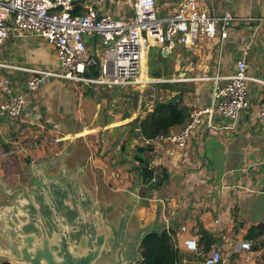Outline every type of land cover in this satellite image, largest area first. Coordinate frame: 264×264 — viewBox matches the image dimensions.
<instances>
[{
  "label": "crops",
  "instance_id": "0c3cea01",
  "mask_svg": "<svg viewBox=\"0 0 264 264\" xmlns=\"http://www.w3.org/2000/svg\"><path fill=\"white\" fill-rule=\"evenodd\" d=\"M96 1L101 13L123 15L127 7L118 1L113 10L104 0ZM183 1L156 0L159 16L174 14ZM200 5L211 15L229 12L242 21L234 23L227 39L203 38L194 50L177 47L168 53L161 46L152 47L156 49L154 59L163 66L160 76L185 92L183 104L189 109L187 122L171 132L182 131L193 110L211 103L209 79L232 75L237 61L245 58L253 80L249 82V107L241 113L237 128L218 130L228 127L230 120L217 115V128L201 126L186 149L163 142L150 146L152 152L143 157L150 160L156 180L148 186L142 182L137 152L145 146L142 138L130 140L123 118L119 119L122 114L111 115V111L103 116L101 91L107 87L95 89L50 78L40 90L27 95L20 118L0 119V206L13 204L8 190L30 192L36 176L45 180L65 169L70 181L93 200L92 210L106 211V220L116 229L129 213L128 239L150 228L172 229L176 264H203L213 245L227 258L220 264H264V233L250 238L253 227L264 225V129L257 121L264 105V0H200ZM133 16L132 9L129 17ZM88 42L91 54L96 50L112 57L100 48L98 38ZM0 61L10 66L0 68V79H8L14 93L26 91L33 77L30 70L59 69L54 47L34 36L11 35L0 48ZM9 99L0 90V104ZM112 123L118 125L114 128ZM201 231L213 241L208 251ZM189 238L198 241L200 253L185 246ZM244 240L254 243L251 253L238 251ZM0 264L14 263L1 257Z\"/></svg>",
  "mask_w": 264,
  "mask_h": 264
},
{
  "label": "built area",
  "instance_id": "2783aa9c",
  "mask_svg": "<svg viewBox=\"0 0 264 264\" xmlns=\"http://www.w3.org/2000/svg\"><path fill=\"white\" fill-rule=\"evenodd\" d=\"M131 6L134 16L126 18L101 13L96 0H0V11H3L0 14V48L11 35L34 36L54 47L59 61L57 71L30 70L33 77L22 93H14L9 80L0 79V90L10 96L7 102L0 104V119L20 118L27 95L40 90L50 78L82 83L95 89H127L144 84L139 79L149 48L161 46L168 53L177 47L194 50L203 38L227 39L229 29L242 21L229 12L211 15L200 5V0H184L169 17L159 16L156 0H132ZM85 37L89 40L98 38L100 48L111 53L112 57H103L96 50L91 54ZM8 67L0 61V68ZM92 70L97 76L88 77L86 74ZM209 80L213 93L208 107L193 110L190 122L180 132L155 139L143 138L145 146L153 147L163 142L180 150L186 149L193 133L201 126L217 128L214 125L217 115L230 120L228 127L218 130L237 128L241 113L249 107V82L253 80L248 74L245 58L237 61L232 75L217 74ZM257 121L264 129V105L258 112ZM185 246L200 253L195 238L187 239ZM253 247L251 240H244L238 251L251 253ZM247 260L252 258L247 256ZM226 261L220 249L213 245L203 264Z\"/></svg>",
  "mask_w": 264,
  "mask_h": 264
},
{
  "label": "water",
  "instance_id": "95a60500",
  "mask_svg": "<svg viewBox=\"0 0 264 264\" xmlns=\"http://www.w3.org/2000/svg\"><path fill=\"white\" fill-rule=\"evenodd\" d=\"M182 99L175 93L167 103ZM6 194L13 204L0 206V258L14 264H138L144 238L158 231L128 239L129 213L116 229L65 169L45 180L36 176L30 192Z\"/></svg>",
  "mask_w": 264,
  "mask_h": 264
},
{
  "label": "trees",
  "instance_id": "16d2710c",
  "mask_svg": "<svg viewBox=\"0 0 264 264\" xmlns=\"http://www.w3.org/2000/svg\"><path fill=\"white\" fill-rule=\"evenodd\" d=\"M159 58L164 59L162 53H160ZM146 62L147 59L145 58L142 73L143 80H148L146 72L144 71L147 69ZM86 75L88 77L97 76V72L92 70ZM152 78H161L160 72L158 71L153 74ZM158 87L164 91L170 92V94L176 92L181 93L184 97L185 92L181 89L177 90L170 83L160 84ZM130 117V114H125L123 120H127ZM188 118L189 109L183 104V99L182 101L175 103H167V99L162 102H158L154 105L152 112H147L144 117H137L129 124L132 127L129 133L130 140H132L133 137L155 139L161 135H168L172 133V129L183 126L187 122ZM123 150L125 152L128 151L126 147H123ZM137 152L140 155L138 159L140 161L139 165L141 168L142 182L145 185L151 186V183L155 178V173L152 169H150V160L148 158H144L143 156L148 152H152V148L149 146H143L138 148ZM157 185H159V182H157ZM257 232L264 233V225L253 227L250 232V238H255L254 235ZM201 234L206 242V251H208L210 250L213 241L210 240V237L206 232L201 231ZM173 239L174 233L172 229L155 231L148 234L140 246L141 264H176L178 253L175 249Z\"/></svg>",
  "mask_w": 264,
  "mask_h": 264
},
{
  "label": "rangeland",
  "instance_id": "374dc122",
  "mask_svg": "<svg viewBox=\"0 0 264 264\" xmlns=\"http://www.w3.org/2000/svg\"><path fill=\"white\" fill-rule=\"evenodd\" d=\"M118 1H122L127 7H125V12L123 15H119L118 13H114L121 16V17H129V11L132 10L131 6V0H104V4L106 7H109L113 10H116V5ZM119 6V5H118ZM127 11V12H126ZM3 13V11H0V14ZM171 16V15H170ZM169 17V16H168ZM150 51L147 55V77L149 80V84H137L133 87H129L127 89H119V88H109L103 92L101 91V95L105 98L103 102V116H105V113L111 112V115H121L123 118L125 114H130L132 117H130L127 120H124V125L126 127L125 132L129 135L130 129L132 128L131 125H129L130 119H136L137 117L146 116L147 112L152 108H154V105L158 102H162L166 99H169L172 95L170 92L164 91L160 89L158 86L160 84H167L170 82L168 78L161 77L159 79L152 78V75L156 72H161L162 65H159L158 61L154 59V54L156 52L155 48H150ZM146 72V70H144ZM165 76V75H164ZM115 125H118V123H115L110 126L115 128ZM122 125V124H121ZM129 125V126H128ZM110 127L111 129H114ZM109 128V127H107ZM120 131L114 130L113 133H118ZM88 133V131H85L84 134ZM120 134H122L120 132ZM133 148L131 147L130 153H132Z\"/></svg>",
  "mask_w": 264,
  "mask_h": 264
},
{
  "label": "bare ground",
  "instance_id": "6f19581e",
  "mask_svg": "<svg viewBox=\"0 0 264 264\" xmlns=\"http://www.w3.org/2000/svg\"><path fill=\"white\" fill-rule=\"evenodd\" d=\"M143 63H144V60H143ZM139 82L145 84V82H144L143 79H142V76H141V78L139 79Z\"/></svg>",
  "mask_w": 264,
  "mask_h": 264
}]
</instances>
